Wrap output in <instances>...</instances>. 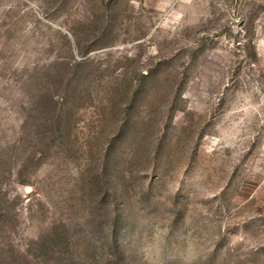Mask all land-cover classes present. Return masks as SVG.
I'll list each match as a JSON object with an SVG mask.
<instances>
[{
    "label": "rangeland",
    "instance_id": "374dc122",
    "mask_svg": "<svg viewBox=\"0 0 264 264\" xmlns=\"http://www.w3.org/2000/svg\"><path fill=\"white\" fill-rule=\"evenodd\" d=\"M0 264H264V0H0Z\"/></svg>",
    "mask_w": 264,
    "mask_h": 264
}]
</instances>
